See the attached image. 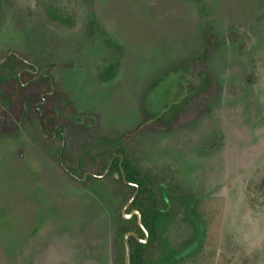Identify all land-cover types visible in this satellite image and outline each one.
<instances>
[{
    "label": "rangeland",
    "instance_id": "obj_1",
    "mask_svg": "<svg viewBox=\"0 0 264 264\" xmlns=\"http://www.w3.org/2000/svg\"><path fill=\"white\" fill-rule=\"evenodd\" d=\"M207 38L217 48L197 69ZM11 54L50 74L86 129L0 131V264H120L134 196L108 170L80 175L108 148L160 192L168 264H264V0H0V75ZM200 70L216 93L181 113ZM143 110L176 123L140 127Z\"/></svg>",
    "mask_w": 264,
    "mask_h": 264
},
{
    "label": "trees",
    "instance_id": "obj_2",
    "mask_svg": "<svg viewBox=\"0 0 264 264\" xmlns=\"http://www.w3.org/2000/svg\"><path fill=\"white\" fill-rule=\"evenodd\" d=\"M216 48L215 44L207 38L205 52L201 57L194 60L193 66L201 69V61L208 58ZM21 66L25 68L18 73V67ZM1 68L9 69L10 72H4L0 75V100L3 107L0 111V131L10 133L15 125L14 119L18 122L29 120L33 124H37L45 136L50 139L58 138L60 141H65V130L69 123H72V126H75L77 130L86 129L83 124L74 123L73 118L76 116L73 111L69 110L71 109L69 100L65 94L54 89V78L50 74L35 75L36 67L32 64H26L23 59L15 54L6 56L2 61ZM201 71L202 74L199 75V78L196 77L198 84L194 87L193 93L190 97L184 99L178 107L182 110L181 113H184L187 106L196 109V113H201L204 111L203 105L207 103V98H212L216 93V85L208 72ZM68 110L70 111L69 114L67 113ZM143 113L140 127L149 126L151 129L169 131L176 123L174 120H177L175 115L172 121H168L171 111L155 118H151V115L145 110H143ZM123 143L124 140L120 139L112 142L111 145L121 147ZM65 149H67L66 145L62 147L64 160L67 158ZM109 149L106 150L109 157L105 164L97 169H82L83 171H80L81 178L85 174H87L86 179L88 180L93 179L94 176L100 177L107 170L110 176L117 174L128 196L132 197L136 194L130 210H137L141 213L142 225L149 234L148 242L141 243L139 239L145 240L146 234L139 224L138 217L134 215L132 219L127 220L124 219L123 215H120L118 230L120 264H126L124 237L129 232H135L139 236V239L134 236L129 239L130 264H168L172 260V256L166 253L169 244L158 234L156 217L153 215L157 212L156 210L154 212V209L157 201L155 194L158 191H155L153 183L141 178L130 156L123 148L115 150L113 153H110ZM87 157H91L90 154ZM80 182L83 183V181ZM161 200L166 201L164 197H161ZM189 207L188 205L187 215L189 214ZM188 219H190L189 215ZM156 250H160V256L154 259L153 256Z\"/></svg>",
    "mask_w": 264,
    "mask_h": 264
},
{
    "label": "water",
    "instance_id": "obj_3",
    "mask_svg": "<svg viewBox=\"0 0 264 264\" xmlns=\"http://www.w3.org/2000/svg\"><path fill=\"white\" fill-rule=\"evenodd\" d=\"M135 197H136V194L134 195L133 200L135 199ZM132 215H136L138 217L139 222H140V225H141L142 229L144 230V232L146 234V239L143 240V241L142 240H139V241L142 242V243H146L147 240H148L149 235H148V233L146 232V230L144 229V227H143V225L141 223V213L136 210V211L133 212ZM123 216L125 217V219H128L129 217H131V215L126 214L125 211L123 212ZM131 236H134V237L138 238L137 234H135L133 232H130V233L126 234V236H125V247H126L127 264H130V244H129V238Z\"/></svg>",
    "mask_w": 264,
    "mask_h": 264
}]
</instances>
